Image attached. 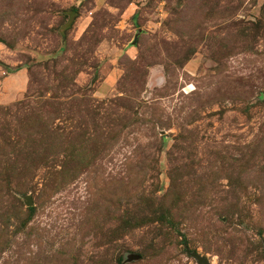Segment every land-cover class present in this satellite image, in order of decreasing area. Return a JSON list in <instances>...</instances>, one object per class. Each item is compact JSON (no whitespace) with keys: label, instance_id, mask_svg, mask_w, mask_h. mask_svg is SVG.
Returning a JSON list of instances; mask_svg holds the SVG:
<instances>
[{"label":"rangeland","instance_id":"obj_1","mask_svg":"<svg viewBox=\"0 0 264 264\" xmlns=\"http://www.w3.org/2000/svg\"><path fill=\"white\" fill-rule=\"evenodd\" d=\"M264 264V0H0V264Z\"/></svg>","mask_w":264,"mask_h":264},{"label":"water","instance_id":"obj_2","mask_svg":"<svg viewBox=\"0 0 264 264\" xmlns=\"http://www.w3.org/2000/svg\"><path fill=\"white\" fill-rule=\"evenodd\" d=\"M192 256L196 258L199 264H209L205 258L199 256L198 254L192 253Z\"/></svg>","mask_w":264,"mask_h":264}]
</instances>
